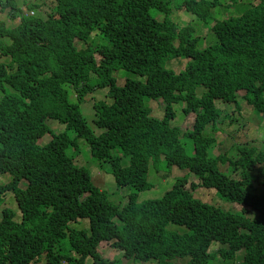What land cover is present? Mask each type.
Returning a JSON list of instances; mask_svg holds the SVG:
<instances>
[{
	"label": "trees",
	"instance_id": "obj_1",
	"mask_svg": "<svg viewBox=\"0 0 264 264\" xmlns=\"http://www.w3.org/2000/svg\"><path fill=\"white\" fill-rule=\"evenodd\" d=\"M48 3L53 12L46 19L25 15L15 1L2 4L21 21L9 28L0 20V177L12 178L0 182V204L12 193L21 218L9 207L2 213L0 264H123L102 256L103 241L140 263L189 257L191 264H211L217 242L221 247L214 249L226 260L243 252L242 264H264V139L235 142L217 157L210 152L219 133L235 139L239 131L218 100L240 110L239 93L246 92L244 100L264 121V0L210 26L223 5L218 0ZM172 5L205 18L208 35L199 38L193 24L175 22ZM100 35L106 44L98 43ZM174 57L186 59L180 71L165 65ZM118 69L126 73L123 85L114 75ZM97 90L109 98L93 103L98 135L80 109ZM147 99L165 102L163 118L151 115ZM183 103L185 120H193L184 136L193 139L194 154L173 124L175 105ZM48 120L65 131L54 132ZM48 133L51 139L42 143ZM80 137L99 167L110 165L120 188L133 189L125 206L114 204L94 185L89 167L75 161ZM162 156L199 183L179 178L163 198L139 202L138 193L153 188L150 163ZM197 188L215 189L233 210L196 198Z\"/></svg>",
	"mask_w": 264,
	"mask_h": 264
},
{
	"label": "rangeland",
	"instance_id": "obj_2",
	"mask_svg": "<svg viewBox=\"0 0 264 264\" xmlns=\"http://www.w3.org/2000/svg\"><path fill=\"white\" fill-rule=\"evenodd\" d=\"M4 2L10 0H3ZM12 1V0H11ZM16 2V6L21 9L26 15H34L35 17L47 18L52 12V8L48 3V0H14ZM172 2L174 0H171ZM219 3L223 4L221 7L216 6L214 9V14L211 18L208 19V25H212L216 20L223 19L229 17L231 15H238L240 12L242 13L244 10H247L248 5L251 2L259 4L261 0H218ZM36 4L34 9L31 8L32 5ZM246 7V8H244ZM173 13L172 18L175 22L181 25H188L193 24L196 27V35L201 38L203 36H207L210 32V29L205 25V18L201 20H196V16L192 13L188 12H178L174 6L172 5ZM12 10L11 6H1L0 7V20L6 21V23L11 27H16L20 24L21 15H19L18 19L12 17L10 12ZM32 12L34 14H32ZM240 13V14H241ZM157 19L162 20L163 15L157 14ZM101 39L98 43L106 44L107 39L100 35ZM96 39V38H95ZM212 39V36L211 38ZM95 43V40H94ZM205 42L203 43V46ZM167 67L173 68L176 71H180L186 65V59L181 57H174L168 59L165 62ZM118 82L120 84H124V80L126 78V73L124 69H118L114 72ZM68 88V87H66ZM69 90V88H68ZM108 90V89H107ZM104 90H97L94 93H91L87 96L83 103L80 105V109L82 115L85 117L88 126L94 131L96 135L100 134L102 130L96 127L95 125V111L93 107V103L96 101L106 100L109 101L107 96L108 91ZM202 95V90L200 89L199 96ZM244 95L246 92L239 93V101L241 105V109L238 110L236 106H233V103H226L222 102L221 100L217 101V106H220L222 110L230 114L234 120H236L235 125H238L239 131L236 135L235 139H232L230 136L226 135V133H219L217 136V141L214 143L211 154L214 157H217L220 154H224L229 152L233 143L238 144H246L252 141L257 142L258 140L255 137H259L260 139H264V121L260 118L259 114L255 111L254 107L251 106L247 100H244ZM4 94L0 93V100L3 98ZM69 98L70 101L76 102L77 96L76 94L73 95L72 92L69 91ZM145 104L151 109V114L154 117L163 118L165 116L166 111V104L163 100H151L147 99ZM185 103L180 105H175V111L177 112V118L173 122L175 126H180L182 128L183 137L182 140L186 145V149L188 153H195V144L193 139L187 135L184 136L186 131L192 130L193 128V120L186 121V114L184 111ZM48 125L51 127L54 132H61L65 131V126L59 124L56 121L48 120ZM227 131H233L235 126H227ZM70 135L74 134V131H68ZM51 139V134L48 133L44 135L41 139L42 143H46ZM89 144L85 138L78 139V151L74 154L76 159L75 161L79 164L84 163L85 166H88L90 171L92 172V182L95 186L99 187L101 190L108 193L110 200L121 207L125 206L129 200V195L133 192L131 187H124L120 188L114 176L111 173L110 165L108 163H104L102 167H99L94 161L91 153L89 152ZM75 148L72 147L68 149V154L73 155ZM98 166V167H97ZM189 177V180L192 179L195 183H199L198 178L193 174L191 171L187 169H182L179 166H171L169 165L168 161L166 160L165 156L161 157L160 161H152L150 164V172L148 174V180L153 184V188L150 190L142 191L138 193V201L144 202L147 200H154V199H161L165 196V194L172 190L177 183L179 178ZM10 174L3 175L0 177L1 184H8L11 181ZM192 181L189 184V188H191ZM198 181V182H197ZM259 188V187H257ZM195 197L201 199L203 202L215 205L220 207L225 211L233 210V205L229 200L222 198L215 189H206V188H197L195 191ZM4 201L0 204V220L2 219V213L4 209L7 207L12 208L14 211L17 212L16 220H20L21 213L19 212V208H17V204L15 198L12 193L7 192L3 195ZM254 212H251L253 214ZM82 224L85 222L88 223L87 220H80ZM120 225V223L117 221ZM169 229H176V230H186L184 226H178L175 224H170L168 226ZM217 242H214L210 251L213 253H218L217 250L214 248H219L217 246ZM65 248V252L69 254L70 251L69 247ZM99 251L101 252L102 256L108 260H122L123 264H134L131 259H126L125 251L122 249H117L112 246V241H103L100 243ZM74 253V252H73ZM75 254V253H74ZM220 254V253H219ZM243 252L239 254L235 259L232 260H224V258L216 256L213 258L211 264H242V257ZM79 257V256H78ZM190 258L187 257L185 259H177L176 262L178 264H189ZM42 264H46V260L43 259ZM86 264H92V259H87ZM135 264H144V263H135ZM147 264H156L155 262H148Z\"/></svg>",
	"mask_w": 264,
	"mask_h": 264
},
{
	"label": "clouds",
	"instance_id": "obj_3",
	"mask_svg": "<svg viewBox=\"0 0 264 264\" xmlns=\"http://www.w3.org/2000/svg\"><path fill=\"white\" fill-rule=\"evenodd\" d=\"M11 1V0H10ZM10 1H7V2H4L3 0H2V3L0 4V7L1 6H4V5H2L3 3L4 4H7L8 2H10ZM12 1H14V0H12ZM23 12V11H22ZM24 13V12H23ZM25 14V13H24ZM32 14H34L33 12H32ZM10 15L12 16V17H15V19H18V17H19V15H21L20 13H16V12H12V10H11V12H10ZM26 15V14H25ZM32 16H34V15H32ZM35 17V16H34ZM38 18H41V17H38ZM48 18V17H47ZM42 19H46V18H42ZM4 23L6 24V26L7 27H9V28H15V27H11V26H9L7 23H6V21H4ZM19 25V24H18ZM180 105V104H179ZM167 107V106H166ZM185 107H186V105H185ZM165 114H166V111H165ZM152 115V114H151ZM153 116V115H152ZM154 117V116H153ZM157 118H159V117H157ZM175 121V120H174ZM173 121V122H174ZM174 124V123H173ZM152 162V161H151ZM151 164V163H150ZM106 242V241H105ZM108 242H110V241H108ZM99 250V249H98ZM214 254H216V256H218V257H220V254L219 253H216V251H215V253ZM178 259H181V258H178ZM132 260V259H131ZM224 260H226V259H224ZM133 262H134V264L135 263H138V262H135L134 260H132ZM190 261H191V259L189 260V264H191L190 263ZM176 262V261H175ZM140 263V262H139ZM144 264H147V263H144ZM176 264H178L177 262H176Z\"/></svg>",
	"mask_w": 264,
	"mask_h": 264
}]
</instances>
